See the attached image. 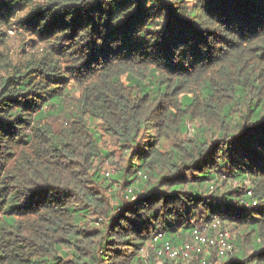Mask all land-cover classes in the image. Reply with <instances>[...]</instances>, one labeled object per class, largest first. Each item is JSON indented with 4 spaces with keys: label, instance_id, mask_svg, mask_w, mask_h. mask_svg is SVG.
<instances>
[{
    "label": "trees",
    "instance_id": "trees-1",
    "mask_svg": "<svg viewBox=\"0 0 264 264\" xmlns=\"http://www.w3.org/2000/svg\"><path fill=\"white\" fill-rule=\"evenodd\" d=\"M215 217L264 264V0H0V264H180L141 249Z\"/></svg>",
    "mask_w": 264,
    "mask_h": 264
},
{
    "label": "rangeland",
    "instance_id": "rangeland-1",
    "mask_svg": "<svg viewBox=\"0 0 264 264\" xmlns=\"http://www.w3.org/2000/svg\"><path fill=\"white\" fill-rule=\"evenodd\" d=\"M27 8H23L21 5L17 7V16L21 15L26 11ZM15 20V18H11V21ZM7 28V34H8V41L5 50L9 52L11 57L14 61H21L23 59H26L31 54L39 53L42 50V43H38L37 45L34 44V42L31 41V36H33L32 33H25L22 32L21 29H19L17 26H9L6 25ZM52 123L56 129H58L62 123L63 119L61 117L52 119ZM99 133L102 135L101 138V145L104 149L111 151V157L104 158L103 162L100 163L102 173L107 176L106 172L110 171L111 176L114 175L117 171V164L116 161H119L122 156V151L119 150L115 144L113 138L105 132V130L102 127L98 128ZM122 196H125L123 192H121ZM119 195V197H122ZM136 199V196L134 199L132 197L128 196L125 197V204L126 206H130L133 204V201ZM116 198L114 200L115 205ZM122 206V205H121ZM124 206H122L123 208ZM122 208H118L117 211H122ZM224 230L228 231L230 234V240L235 235V230L232 228L231 225L225 223ZM201 229V232L203 233V236H206L208 238L216 237L218 232L221 230V228L215 229L214 231H211L209 224H203V225H197ZM205 252L202 253H193V257L188 259H181L178 261L180 264H198V260L200 259H207L209 263L215 264L221 262V259H218L217 257V246L216 245H207L204 248ZM141 255L145 258H147L149 255L154 256V259L158 260L155 255V249L152 245V242H148L147 245H145L141 249ZM215 262V263H214ZM200 263L203 264L200 260Z\"/></svg>",
    "mask_w": 264,
    "mask_h": 264
},
{
    "label": "built area",
    "instance_id": "built-area-1",
    "mask_svg": "<svg viewBox=\"0 0 264 264\" xmlns=\"http://www.w3.org/2000/svg\"><path fill=\"white\" fill-rule=\"evenodd\" d=\"M107 176L111 175L110 171L106 172ZM131 191V189H130ZM251 191H249L250 194ZM135 196H132L134 199ZM256 204V202H254ZM220 225V220L218 217L212 221V228L218 229ZM163 233H157L154 235L151 240L152 245L156 252V257L158 263H162L163 259L171 258L176 260L188 259L190 260L193 257V253H202L205 252L204 248L207 245H216L217 246V257L219 259H224L228 252L233 250V244L230 242V234L228 231L221 229L216 237L208 238L203 236L201 229L199 227H194L192 233L188 240L175 244L172 241L166 240L162 243L161 246L156 247V243L162 238ZM203 264H212L207 261V259H200Z\"/></svg>",
    "mask_w": 264,
    "mask_h": 264
}]
</instances>
